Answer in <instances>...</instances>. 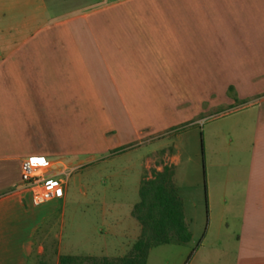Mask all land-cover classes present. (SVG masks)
Segmentation results:
<instances>
[{"label": "crops", "instance_id": "crops-1", "mask_svg": "<svg viewBox=\"0 0 264 264\" xmlns=\"http://www.w3.org/2000/svg\"><path fill=\"white\" fill-rule=\"evenodd\" d=\"M36 157L67 175L40 205ZM165 165L191 232L163 244L175 264H264V0H0V264L43 253L80 171L69 254L124 255Z\"/></svg>", "mask_w": 264, "mask_h": 264}, {"label": "trees", "instance_id": "trees-1", "mask_svg": "<svg viewBox=\"0 0 264 264\" xmlns=\"http://www.w3.org/2000/svg\"><path fill=\"white\" fill-rule=\"evenodd\" d=\"M131 215L138 221L140 233L124 255L60 254L57 264H146L151 248L171 242L186 243L191 238L171 166L165 165L160 171L152 169L150 178L143 176Z\"/></svg>", "mask_w": 264, "mask_h": 264}, {"label": "rangeland", "instance_id": "rangeland-1", "mask_svg": "<svg viewBox=\"0 0 264 264\" xmlns=\"http://www.w3.org/2000/svg\"><path fill=\"white\" fill-rule=\"evenodd\" d=\"M200 145V144H199ZM146 146V147H145ZM148 148L147 145H140L132 155H137ZM192 168V166H190ZM86 171L75 172L69 180L68 191L66 193L67 202L64 205V213L61 215L56 214L53 216L47 224V228L51 230L49 237L46 239L45 248L43 253L34 256L32 264H57V258L59 249L62 254H69L74 252L75 231H74V219L71 210V201L74 196V190L78 183H85L90 178L85 174ZM78 179H80L78 181ZM55 235L57 237H55ZM58 241H60V248L58 247ZM151 250V249H150ZM176 254L174 247L169 245H159L153 247L149 254V264H175ZM178 263V262H177ZM187 258L181 264H186Z\"/></svg>", "mask_w": 264, "mask_h": 264}, {"label": "built area", "instance_id": "built-area-1", "mask_svg": "<svg viewBox=\"0 0 264 264\" xmlns=\"http://www.w3.org/2000/svg\"><path fill=\"white\" fill-rule=\"evenodd\" d=\"M47 160L44 157L25 158L20 162V181L30 193L33 205H40L56 198L62 189L61 172L51 175L46 171Z\"/></svg>", "mask_w": 264, "mask_h": 264}]
</instances>
